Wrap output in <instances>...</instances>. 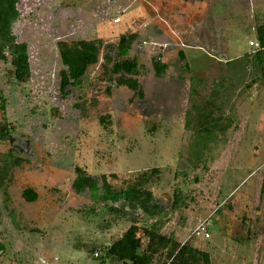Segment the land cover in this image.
Instances as JSON below:
<instances>
[{"label": "rangeland", "instance_id": "rangeland-1", "mask_svg": "<svg viewBox=\"0 0 264 264\" xmlns=\"http://www.w3.org/2000/svg\"><path fill=\"white\" fill-rule=\"evenodd\" d=\"M18 9L30 75L18 82L10 58L0 61V264H123L103 248L129 227L143 250L150 228L210 264H264V48L250 45L264 0H19ZM131 32L142 97L111 73L118 37ZM92 39L103 44L98 63L62 93L57 43ZM143 40L168 44L160 76ZM75 167L114 189L147 171L150 211L76 193ZM203 221L206 240L192 235Z\"/></svg>", "mask_w": 264, "mask_h": 264}, {"label": "trees", "instance_id": "trees-1", "mask_svg": "<svg viewBox=\"0 0 264 264\" xmlns=\"http://www.w3.org/2000/svg\"><path fill=\"white\" fill-rule=\"evenodd\" d=\"M17 0H0V17L6 18L13 11V4ZM117 1V0H114ZM187 1V0H183ZM6 34L3 33L6 44L9 43L7 36V28H4ZM7 36V37H5ZM136 38V34H122L119 36L116 49L117 61L113 64V73L120 74L119 85H125L132 91L142 93L138 83L126 78L128 75L136 74L137 62L130 59L127 54L130 49V43ZM8 39V40H7ZM10 42L12 43V37ZM257 42L260 50L264 48V27L257 29ZM9 44V52L12 57L11 64L13 67V76L16 81L24 82L30 75L29 56L27 45L25 43ZM0 59H5L3 47L0 42ZM60 61L63 69L60 71V90L66 87H74L80 84L81 79L85 75L89 66L94 65L98 61L101 41L100 40H80L72 43L61 41L57 43ZM257 51V54L260 52ZM183 57L182 54H180ZM167 68L165 64H155V75L160 76ZM4 103L0 102V110L4 112ZM208 131V130H204ZM75 177L72 187L76 193L87 191L93 202L116 203L122 202L123 205L133 207L139 206L148 213L151 209L149 202L153 200L151 192L144 188V183L148 181V172L144 171L139 178L122 189H114L108 181V176L102 174L99 178L88 175L80 167L74 169ZM156 173L155 169L151 170ZM114 178V175H110ZM22 196L27 202H34L37 194L30 188L23 191ZM178 199V198H177ZM181 200V198H180ZM109 210H115L110 207ZM145 236L147 238L146 247L142 249L141 241L135 235L134 228L129 227L124 233L109 246L103 248L104 254L108 258H113L123 264H152V256L159 249H167L166 264H210L209 254L191 248L187 243L176 245L173 241L157 233L156 230L146 229ZM0 250L2 245L0 244Z\"/></svg>", "mask_w": 264, "mask_h": 264}, {"label": "flooded vegetation", "instance_id": "flooded-vegetation-1", "mask_svg": "<svg viewBox=\"0 0 264 264\" xmlns=\"http://www.w3.org/2000/svg\"><path fill=\"white\" fill-rule=\"evenodd\" d=\"M111 2V4H113V3H116V1H114V0H107V2ZM118 1V0H117ZM186 2V1H185ZM110 4V5H111ZM18 5H19V0H17L12 6H13V11L14 12H11V14L10 15H8L6 18H3V17H0V42H1V45H5L3 48V52H2V54H4V56H5V59H7V57H9L10 58V64H11V59H12V57H11V55H10V52H9V44L11 43L10 42V40H11V37H12V43L13 44H20V43H23V42H20V41H18L17 40V33H16V31H15V28H14V25L16 24V22H17V20H18V18H19V9H18ZM116 14H117V16L116 17H118V15H120L121 13H117L116 12ZM115 17V18H116ZM119 18V17H118ZM114 19V18H113ZM118 22H120V18H119V21ZM118 22H115V23H118ZM4 28H7V36H8V38H9V40H8V42L9 43H7L6 44V41H5V39H4V35H3V33L4 34H6V32H5V30H3ZM122 34H135V33H122ZM122 34H120V35H122ZM7 36H5V37H7ZM119 38V37H118ZM92 40H99V39H92ZM80 41V40H79ZM86 41H90V40H86ZM101 41V40H100ZM118 41V40H117ZM11 43V44H12ZM68 43V42H67ZM138 43V37H137V35H136V38L135 39H133L132 41H131V43H130V49H131V47L134 45V44H137ZM116 45H117V43H116ZM147 47V49H149L150 50V52L151 53H155L154 54V56H152V60H151V62H152V66H153V69H154V65L155 64H165L164 62H162V59H161V54L160 53H162L163 52V50H165L166 48H167V46H168V44L166 43V42H164V43H156V42H146L145 40H143L142 42H141V45L139 44L138 45V49H139V51H143V48L144 47ZM1 47V46H0ZM58 48V47H57ZM101 48H103V44H102V41H101ZM130 49H129V51H130ZM156 50V51H155ZM59 53V52H58ZM100 53H101V49H100ZM100 53H99V56H100ZM129 53V52H128ZM128 55V54H127ZM104 56L102 55V58H103ZM116 57H117V49H116ZM128 57V56H127ZM59 58H60V56H59ZM132 59H134V58H132ZM98 60H99V57H98ZM136 60V59H135ZM0 61L1 62H4L5 60L4 59H0ZM61 62V61H60ZM116 62V61H115ZM114 62V63H115ZM137 62V61H136ZM97 63H98V61H97ZM96 63V64H97ZM96 64H94V65H96ZM166 65V64H165ZM11 66H12V64H11ZM167 66V65H166ZM137 71H138V63H137V70H136V74H134V75H128V76H126V78H129V79H133V80H135L137 83H138V85H139V88L141 89V92H142V88H141V86H140V84H139V82L137 81V79H135L133 76H136L137 75ZM112 74H114L115 76H117V79H116V84L117 85H119L118 84V81H119V76H120V74H115V73H113V68H112V72H111ZM154 73H155V71H154ZM14 77V76H13ZM15 79V78H14ZM61 82V81H60ZM80 83H81V81H80ZM78 85H80V84H78ZM120 86H125V85H120ZM74 87H76V86H74ZM126 87V86H125ZM67 88H73V87H66L63 91L61 90V92L62 93H68V91H66V89ZM59 89H60V86H59ZM129 89V88H128ZM131 90V89H130ZM132 91V90H131ZM134 92V91H133ZM136 93V92H135ZM139 95V93H136V95ZM141 95V96H140ZM139 95V97H142V93ZM1 101H3V103H4V100H3V98H1ZM1 111V110H0ZM2 112V111H1ZM4 112H5V107H4ZM3 112V113H4ZM14 140V143H16L17 145L16 146H19L20 145V143H21V140L20 139H18V138H13V139H10V141L12 142ZM75 169V168H74ZM75 173V172H74ZM75 191V190H74ZM2 250H0V252H1Z\"/></svg>", "mask_w": 264, "mask_h": 264}, {"label": "built area", "instance_id": "built-area-1", "mask_svg": "<svg viewBox=\"0 0 264 264\" xmlns=\"http://www.w3.org/2000/svg\"><path fill=\"white\" fill-rule=\"evenodd\" d=\"M108 4H111V2L108 1ZM117 13H122V11H120V8L117 9ZM114 22H118L119 21V18L116 17L114 18L113 20ZM255 45L256 47L258 46L257 44H254L253 42H250V45ZM192 235L195 237V238H200V239H208L209 238V232H208V224L207 222L203 221V222H200L196 228L194 229ZM95 257H98V253L96 252L94 254Z\"/></svg>", "mask_w": 264, "mask_h": 264}, {"label": "crops", "instance_id": "crops-1", "mask_svg": "<svg viewBox=\"0 0 264 264\" xmlns=\"http://www.w3.org/2000/svg\"><path fill=\"white\" fill-rule=\"evenodd\" d=\"M183 1V0H182ZM188 1V0H187ZM194 1H200V0H194ZM255 36H256V42H254L255 44H257L258 45V42H257V33L255 34ZM258 47H259V45H258ZM259 50H260V48H258ZM224 56V55H223ZM213 58V57H212Z\"/></svg>", "mask_w": 264, "mask_h": 264}, {"label": "water", "instance_id": "water-1", "mask_svg": "<svg viewBox=\"0 0 264 264\" xmlns=\"http://www.w3.org/2000/svg\"><path fill=\"white\" fill-rule=\"evenodd\" d=\"M19 148V146H17ZM20 150V149H19Z\"/></svg>", "mask_w": 264, "mask_h": 264}]
</instances>
